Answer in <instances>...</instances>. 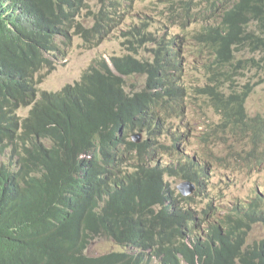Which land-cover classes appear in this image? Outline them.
Instances as JSON below:
<instances>
[{"label": "trees", "instance_id": "1", "mask_svg": "<svg viewBox=\"0 0 264 264\" xmlns=\"http://www.w3.org/2000/svg\"><path fill=\"white\" fill-rule=\"evenodd\" d=\"M89 1L0 0V264H264V253L243 248L248 230L264 221V213L256 221L229 214L225 220L201 226L206 215L166 204L174 193L164 178L169 168L143 170L141 176L136 170L130 172L129 162L123 163L131 155V149L121 145L129 135V124L138 131L155 132L153 121L163 118L162 110L157 117L142 120L145 113L155 112V104L160 107L163 96L157 92H167L171 100L181 94L185 98L175 83L176 73L166 71L163 48L156 54L162 59L158 73L153 62L132 55L113 58L122 75L146 76L145 85L136 93L133 90V97L126 95V81L105 60L92 66L81 81L57 92L40 91L37 74L54 65L49 54L64 58L75 37L81 36L84 26L77 19ZM223 2H203L193 8L189 1L183 9L195 10L194 24L214 22L190 39L202 46L199 53L206 49L213 53V69L222 70L215 77L226 75L229 81L243 63L239 60L235 66L239 47L251 45L264 51V0ZM101 16L99 28L117 19L115 13ZM253 25L257 30H252ZM250 87L244 91L248 98ZM214 89L224 95L221 101L232 104L224 111L216 107L224 117L239 118L264 138V116L246 122V99L239 102L234 89L226 93L222 86L204 88ZM23 107H30L28 116L19 114ZM120 120L124 127L119 128ZM124 132L116 142L108 140L109 133ZM144 142L151 145L148 139ZM142 179L153 186L141 184L136 191L134 182ZM126 180L131 183L126 185ZM242 210L235 208L239 214ZM262 211L252 207L245 214ZM193 227L199 232L190 233ZM97 238L124 249L89 255ZM259 249L264 251V246Z\"/></svg>", "mask_w": 264, "mask_h": 264}, {"label": "rangeland", "instance_id": "2", "mask_svg": "<svg viewBox=\"0 0 264 264\" xmlns=\"http://www.w3.org/2000/svg\"><path fill=\"white\" fill-rule=\"evenodd\" d=\"M189 1L191 0L90 1L87 7L82 9L77 20L78 22L81 21L88 31L91 32L92 35L89 42H92V45L86 44L83 39L77 37L73 46L67 49V55L64 58H57V56L49 54V58L54 61L52 67L50 65L44 67L48 69L46 71L49 74L42 70L36 77L39 79L41 92H57L67 84L81 81L84 74L102 60H107L110 63L112 56L133 55L145 61L143 58H150L153 54L156 55L160 41L163 40L162 42L166 44L170 40V36L181 35L177 39H183L182 43L185 47L178 58L182 60L185 66L186 76L181 77L179 73L180 62L175 63L174 71L177 75L175 81L183 89L182 93L185 95V98L180 96L182 100L180 103L184 106L186 114L180 118H174L175 126L170 130L169 134L164 136L163 141L170 146H176L177 133L181 132L180 127H176L177 120L184 122L187 120V114L188 116L194 115L189 120V126L194 125L196 123L194 119H196L201 131H207V139L202 145L198 144L194 139L195 134L189 132L191 138L181 148L182 153H185L182 158L186 159L188 153L190 157L200 160L202 163L208 161L213 165L212 173L208 176L201 190L203 198L213 200L216 205H220L225 209H229L235 204L242 207L251 200L252 194L264 192V168L252 170L249 168L251 164L247 163L246 160H244L246 165L243 170H237L238 166H228L226 168L217 166L219 157L226 155L227 151L238 150L245 153L246 146L242 148L241 145L237 144L244 143L246 145L248 141L243 136H240V139L234 145H229L233 142L229 140V137H235L234 134L219 136L213 133L212 129L215 128L216 121L221 122L224 116L218 114L214 107H210V101L205 97L199 96V93L203 91L202 87L204 86H218L220 88L222 86V89H228V92H230L232 89L245 91V86L251 85L250 89L252 92L245 105L246 111L248 116H263L264 51L255 50L251 45L239 47L236 51L235 66L239 60H242L243 63L232 72L231 80H226V75L215 77V74L222 70L213 69V65H216L213 53L208 52V49L199 53L202 47L199 42L187 40L193 33H198L205 25L214 24V22L206 23L200 20L199 24H194L191 20L192 16L188 19L189 15L195 13V10L183 9V6ZM116 2L118 3L115 7L114 4ZM195 6L196 3L194 1L193 8ZM201 9H204L203 5H201ZM103 12L107 14V17L115 13L117 19L111 24L103 23L101 28H99L97 26L100 23V19H103L101 16ZM109 20V18L106 19V22H109ZM252 30H257L254 25ZM130 34L134 37L130 36ZM180 78L182 79L180 80ZM125 80L128 91L131 89L138 90L136 87L138 88L143 83L145 84L146 76L140 73V75L129 76V78L125 77ZM200 111L201 113H199ZM29 112L30 107H23L19 110V114L22 116H28ZM241 131L245 130L242 129ZM171 133H174L176 137V144L175 142L173 144L170 143L172 142ZM157 140L160 142L161 138L157 136ZM160 143L162 144V142ZM238 151L236 152L237 154H239ZM6 156L8 154L3 156L5 161H7ZM229 161L230 158H226L221 165H225ZM126 162L128 161L125 159L123 163ZM172 162L175 161L172 160ZM261 164L264 165V160H261ZM172 168L173 170H180L177 166ZM171 177L169 180L173 187L178 190L179 184L184 182L181 174L179 177ZM194 186L195 189L191 193L189 189H186L188 193L186 197H192L193 193L197 192L198 187L196 184ZM175 199H180V196ZM207 199H201L198 205L202 207ZM175 206H178L176 200ZM214 219L211 216L207 218L208 221H213ZM190 233H195L194 227ZM263 236L264 222H259L249 241H259ZM121 249L124 248L119 247L112 240L97 238L92 241L87 253L89 255H99Z\"/></svg>", "mask_w": 264, "mask_h": 264}, {"label": "bare ground", "instance_id": "3", "mask_svg": "<svg viewBox=\"0 0 264 264\" xmlns=\"http://www.w3.org/2000/svg\"><path fill=\"white\" fill-rule=\"evenodd\" d=\"M194 1L196 4H202L203 2L208 3V5H209V3H214L215 5L217 4V0H191L192 3H194ZM222 2H223V0H222ZM208 11L216 14L215 8H209L208 7ZM113 16H114V13H112V16H110V17H113ZM191 16L192 15H189L188 19L191 18ZM203 22H205V20H203ZM193 34H196V33H193ZM180 37H181V35L170 36L169 39H174L175 44L173 42H172V44L168 43L169 42L168 41L166 44H164L165 46L162 47L159 43V47L157 48V50H160L162 48L164 49L162 56H165V57H162V56L161 57L163 58L164 65L166 66V68H167L166 71L168 73L170 71V74H174V76H175L174 65H175V63L180 62L179 73L182 77V76H186V70H185V66L183 65L182 60H180L178 57L181 54V51L184 49L185 46L182 43L183 39H181V40L177 39ZM190 38H191V36L187 40H193L194 42L197 41V39H195V38L194 39H190ZM146 40H147V38H146ZM143 59H145L146 61L155 63L156 73H158L157 71H159V62H161L162 59L156 57V55H154V54L150 58H143ZM108 67L112 71H114L115 68H117V66H108ZM42 70L46 71L48 69L43 68ZM46 73L49 74L47 71H46ZM136 75H140V73L129 75V76H136ZM123 79L125 80V78H123ZM181 79L182 78H180V80ZM175 83H177V82L175 81ZM143 85H145V84L143 83L141 87H138V88L136 87V89H138V90H135L134 93L138 92L139 89H142ZM165 85H167V84H165ZM207 87L208 86L202 87L203 91H201L199 93L200 94L199 96L207 98L211 103L210 107H214L215 110L218 112V114H221L223 112H219L216 109V107H218L219 110H221V111L232 108V107L229 108V105L232 106L231 102L221 101V100H223V97H224V95L222 93H220L219 91L217 92L215 89L213 92H207V90H204V88H207ZM155 90H160V89H155ZM234 90L236 93H239V94L235 95L239 102H242L245 99L247 102L248 95H245L246 92L239 91L238 89H234ZM223 91L226 93H229L228 89L224 88ZM132 92H133V89L129 90L126 93V95L129 97H133L134 93L132 94ZM214 92H216V93H214ZM157 93H159L160 95L163 96V100L160 103V107L158 108L157 104H155L154 105L155 108L153 107V110H152V112L153 111H155V112H153V114H149V115H147L145 113L143 116L144 118H142L143 121H147L149 118L153 117L150 115H154V117H157L156 113L163 110L161 112V116L163 118L160 121L159 120L153 121L154 125H156L155 132L151 131L152 128L150 130H146V131H138L137 127L133 126L132 124H129V126H130L129 135H127V138H124L122 140L121 145H122L123 149H125L127 147H129L131 149V155L126 158V160L129 162L128 167H131L130 172L136 170L142 176L143 170L154 169V170L162 171V168H163V170H165L164 168H169V171L165 172L164 178H165V181L167 182V184H169L170 186H173L171 181L169 180V178L171 177L170 173H173V172L180 173L182 181H184V182L179 184V186H181L183 188V190L174 192L171 196V198L172 197L173 198L168 200V203L170 205L175 206V198L180 196L179 200L181 201V203H178V206H175V207H177V209H179V211L188 210L189 208L186 207L185 205H190L195 201L199 202V201H201V199H204V200L207 199V198H203L201 190L203 189V185L207 181L208 176L212 173L213 165L208 161L202 163L200 160H196L195 158L190 157L188 153H187L186 159L182 158V156L185 153H182L181 148H182L183 144L191 138V134L189 132H192L193 134H195V138H194L195 141L198 144L202 145L207 139L206 138V132L207 131L206 130L201 131V129L199 128V123L196 119H194V121H196V123L190 127L189 126V123H190L189 120L194 115L188 116V114H187L186 115V119H187L186 121L182 122V121L177 120V122H176V124H177L176 127H180V131H181V132L177 133V145L176 146H174V145L170 146L167 143H165L163 141L164 136L166 134H169L170 130L175 126V119L174 118L175 117L180 118L181 116H184L186 114V110H185L184 106L181 105V103H179V102H182V100L180 99L181 95L179 97H177V99L173 98V100H171L168 96H166V94H168L167 92L160 91ZM207 93H210V96H212V97H209V95H207ZM176 100L178 103H176ZM215 100L221 101V103H215L214 102ZM246 102L244 104V108H245ZM128 110H129V108L127 109V111ZM245 112H246V115L248 116L246 108H245ZM199 113H201V111ZM256 116H258V115H256ZM253 117H255V116H248L249 119L246 122H252V119H250V118H253ZM215 125H216L215 128L212 129L213 133H215L219 136H223L226 134L227 135L228 134H234L235 135V137H231V138L229 137V140L233 141L229 145H234V143L240 139V136H243V138H244V136H247V135L254 136V138H251V139L244 138L245 140L248 141V142H246V145L244 143L237 144V145H241L242 148L244 146H246L245 147V153L243 151H238V150L231 151V152L227 151L226 155L219 157V160L217 162V166H220L223 168H226L228 166H231V167L232 166H238L239 168L237 170H243L245 168V165H246L244 160H246L247 163L251 164V166L249 168L252 170L264 168V165L261 164V160H264V138L263 137L261 138L259 136V134L257 133L255 128H253L250 125H245V126L242 125L239 118H234V117H232V118L222 117L221 122L216 121ZM118 126H119V128L124 127L123 126V120H120L118 122ZM240 128H245L246 132L241 131ZM250 128H253V129L251 131H249ZM111 132H112V130H111ZM125 134H126V132L120 133L118 136H116L112 133H109L108 140L111 141L113 138V140L116 142L120 136H123ZM155 134H157V136L159 138H161L160 142H162V144L164 146L157 140V136L153 137ZM171 135H172V142H170V143L173 144L175 142V144H176V137H175L174 133H171ZM147 139L151 142V145H150V143L148 144V143L144 142V140L147 141ZM132 140L136 143H141V146L138 148H135L134 144L132 143ZM237 151L239 154L236 153ZM226 158H230V161L225 165H221ZM102 160H104V158H102ZM172 160L175 162H172ZM174 166L179 167L180 170L179 171L173 170L172 167H174ZM121 173H122V171L119 172L117 175H120ZM159 173L160 172H157V174H159ZM187 174L191 177L190 180L184 179L183 176L187 175ZM126 175H127V173H126ZM166 178H168V179H166ZM171 178H173V177H171ZM130 183H131V180L125 181L126 185L130 184ZM141 184H144L146 186H151V185L153 186L152 183L147 182L145 179H142L141 183L134 182V186L136 188V191L140 190ZM194 184H196L198 187L197 192H194L192 197H186L187 196L186 195L187 194L186 189H189L190 193L193 192L195 189ZM261 195H263V196H261ZM259 196L264 197V192H261L258 194L257 193L252 194L251 200L246 205H244L242 207L235 204L233 207H231L229 209H225L220 205H216L213 200L207 199L205 204L202 207H200L198 204H196L193 206V209L197 212H200V213H204V212L216 213V214H219L222 216L227 212H232L234 217H236V215H242L243 220L251 219L252 221H256V220H259L264 213V204H261L257 200V198ZM212 203H214L215 205L209 206ZM182 204H184V205L182 206ZM252 207H263V211L256 214V215L245 214V211L249 210ZM159 208H162V207L155 206V209H159ZM163 208L165 209L166 213H170L168 208H166V207H163ZM235 208L243 209L242 214L235 212L234 211ZM260 222H264V221H260ZM255 227L256 226H253L250 230H248L250 235L254 231ZM197 229L201 230L200 227H198ZM209 230L210 229H208V231ZM235 232L237 233V231H235ZM249 240H247L245 243H243V248L249 249L251 253H255L257 255L264 253V251L259 249L260 246H264V238H261L259 241H252V242H250ZM178 256L182 257L181 251H180Z\"/></svg>", "mask_w": 264, "mask_h": 264}, {"label": "clouds", "instance_id": "4", "mask_svg": "<svg viewBox=\"0 0 264 264\" xmlns=\"http://www.w3.org/2000/svg\"><path fill=\"white\" fill-rule=\"evenodd\" d=\"M93 1V0H92ZM90 2V1H89ZM108 3V2H107ZM87 4H88V2L86 3V6H87ZM108 15H109V13H108ZM83 26H84V29H83V32H82V34H81V36H79V35H77L76 37H75V39L77 38V37H79V38H81V39H83L84 40V42L87 44V43H89V45H92V42H89V39H90V36L92 35L91 34V32H89L88 31V29L85 27V25L83 24ZM93 33V32H92ZM163 41V40H162ZM162 41H160L159 43H162ZM159 50H156V54H157V52H158ZM124 56H126V55H124ZM133 56V55H132ZM114 57H121V56H112L111 58H110V63L107 61V60H105L106 62H108V64L110 65V66H115L114 65V61H113V58ZM134 57V56H133ZM136 58V57H135ZM138 60H140V61H144V60H142V59H140V58H137ZM146 61V60H145ZM116 75H118V76H121V77H123V78H125V77H128V76H126V75H122L118 70H117V68H115V70L113 71ZM129 78V77H128ZM127 87V86H126ZM126 90H128V88L126 89ZM244 138H246V139H251V138H254V136H252V135H247V136H244ZM195 187V186H194ZM171 188H172V190L174 191V192H176V191H182L183 190V188L181 187V186H178V190L177 189H175L173 186H171ZM188 194V193H187ZM257 200H258V202H260L261 204H264V197H261V196H259L258 198H257ZM178 203H181V201L179 200L178 201ZM200 202H198V201H195V202H193L192 204H190V205H185L186 207H188L189 209L187 210V211H195L194 209H193V206L194 205H196V204H199ZM167 205H169L168 204V202L166 203ZM215 204L214 203H212V204H210L209 206H214ZM258 208V207H257ZM259 209H263V207H259ZM235 211V210H234ZM249 210H247V211H245V213L246 212H248ZM197 212V211H196ZM200 213V212H199ZM200 214H203V215H206V218L204 217V220H203V222L201 223V226L202 225H211L213 222H220V221H222V220H225L226 218H227V215H229V214H232V212H227V213H225L223 216L222 215H219V214H216V213H208V212H204V213H200ZM208 216H211V217H213V218H215L213 221H208L207 220V218H208ZM203 217V216H202ZM259 224V222L258 223H255L253 226H256V225H258ZM201 228V227H200ZM195 232H199L198 230L197 231H195ZM250 233L248 232V235H247V240H249L250 239ZM262 238H264V236L262 237Z\"/></svg>", "mask_w": 264, "mask_h": 264}]
</instances>
